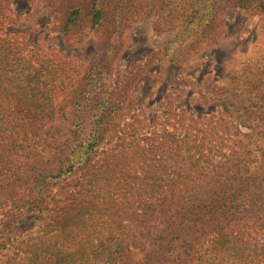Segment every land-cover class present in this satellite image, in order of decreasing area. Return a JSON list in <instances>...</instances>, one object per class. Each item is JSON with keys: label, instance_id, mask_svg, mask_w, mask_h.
<instances>
[{"label": "rangeland", "instance_id": "374dc122", "mask_svg": "<svg viewBox=\"0 0 264 264\" xmlns=\"http://www.w3.org/2000/svg\"><path fill=\"white\" fill-rule=\"evenodd\" d=\"M181 2L0 0V120L16 108L20 93L42 108L37 135L31 136L42 144V176L58 175L64 156L72 151L70 141L74 140V147L86 140L99 121L106 128L115 126L101 138L104 150L115 151L113 157L94 156L92 162L97 166L116 162L123 144L119 130L127 125L142 144L143 137L163 128L204 129L210 125L217 134L212 144L222 140L231 146L225 149L227 153L235 142L247 141L246 127L258 124L259 114L245 116L231 105L247 102L249 97L250 102H257V96L264 93V18L245 13L237 0H197L183 12L177 7ZM100 10L104 12L101 19ZM211 18V28H203ZM229 87L236 90L237 98L228 93ZM115 105L117 112L109 115L105 108ZM51 108L56 110L55 120L47 115ZM18 118L3 120L28 121ZM55 127L60 133L54 134ZM53 136L58 140L54 145ZM67 142L68 150L59 153ZM52 145L58 146L55 155ZM156 152L167 161L144 165L141 158L121 166L144 177L145 169L174 165V145ZM23 171L1 180L20 185L18 178L32 175ZM83 180L80 172L54 180L57 197L52 205L74 204L80 195L72 192L79 190L76 184ZM143 183V178L135 180L137 186ZM35 184L31 178L27 185ZM56 214L46 211L41 218L20 217L7 238L17 243L51 223ZM130 214L132 210L126 213L128 219ZM136 258L144 264L149 260L145 253Z\"/></svg>", "mask_w": 264, "mask_h": 264}, {"label": "trees", "instance_id": "16d2710c", "mask_svg": "<svg viewBox=\"0 0 264 264\" xmlns=\"http://www.w3.org/2000/svg\"><path fill=\"white\" fill-rule=\"evenodd\" d=\"M196 2L184 0L177 7L183 12ZM237 3L245 13L264 18V0ZM98 14L101 19L103 10ZM213 22L209 19L203 28H211ZM235 91L228 88L237 98ZM18 97L16 108L0 120V264H144L137 261L140 253L149 257L147 264H264V93L257 96L261 102H250L249 97L247 102L231 105L245 116L259 114L260 122L246 127L247 141L235 142L230 153L225 149L231 146L222 140L212 144L217 136L212 125L163 128L143 137L144 144L127 125L119 130L123 144L116 162L97 166L92 162L94 156L113 157L115 151L101 146L105 132L115 126L106 128L99 121L86 140L74 147V140L70 141L72 151L64 156L56 176H42V144L40 139H31L37 135L36 122L43 110L23 93ZM115 106L103 109L111 115L117 112ZM47 115L55 120L56 110L51 108ZM9 116L28 121H5ZM58 132L55 127L54 134ZM52 139L53 145L58 142ZM53 145L54 154L58 146ZM63 145L59 153L64 154L69 142ZM171 145L175 146L173 166L145 169L144 177L121 166L141 158L144 165L166 162L156 151ZM134 149H138L137 156H133ZM23 170L32 175L18 178L20 185L1 180L8 174L20 176ZM77 172L84 180L72 192L80 195L75 203L52 205L57 197L52 182ZM31 178L36 179L32 187L27 185ZM135 178L145 183L137 186ZM46 211L57 213L51 223L17 243L7 238L17 219L26 215L41 218Z\"/></svg>", "mask_w": 264, "mask_h": 264}]
</instances>
